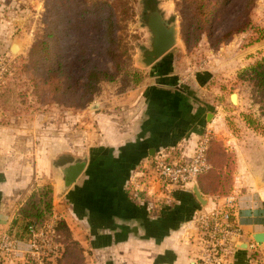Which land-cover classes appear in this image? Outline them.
Listing matches in <instances>:
<instances>
[{
    "label": "crops",
    "instance_id": "obj_1",
    "mask_svg": "<svg viewBox=\"0 0 264 264\" xmlns=\"http://www.w3.org/2000/svg\"><path fill=\"white\" fill-rule=\"evenodd\" d=\"M13 1L0 0L1 59L11 53L9 43L18 35L10 10ZM253 11L260 22L264 0H256ZM250 61L243 59L237 69ZM162 69L154 66V77L141 86L93 106L87 129L74 147L30 145L21 142L20 133L11 130L9 135L0 128V233L20 231L12 226L18 209L36 187L51 185L50 221L65 222L83 249L85 264H198L197 218L214 210L221 199L203 194L196 184L171 186L158 181L152 161L159 155L169 162L190 159L201 135L208 132L234 160L228 195L235 198L242 237L229 264H264V137L248 128L245 133L240 114L241 132L227 130L221 113L206 112L205 106L165 81L171 77L158 78L155 71ZM75 162H82L83 170L65 189L59 169ZM139 194L145 196L143 203L137 201ZM20 248L26 250L25 244ZM0 264L30 263L17 254Z\"/></svg>",
    "mask_w": 264,
    "mask_h": 264
},
{
    "label": "rangeland",
    "instance_id": "obj_2",
    "mask_svg": "<svg viewBox=\"0 0 264 264\" xmlns=\"http://www.w3.org/2000/svg\"><path fill=\"white\" fill-rule=\"evenodd\" d=\"M95 1L104 3L115 15L111 50L118 59L114 62L104 55L107 44L97 36L98 30L92 24L95 18L82 13L93 9ZM211 1L217 5L218 19L212 18L200 39L190 40L194 43L187 49L180 35L182 29L189 28L190 17L184 0H154L164 20L175 26L176 43L156 63L145 67L141 58L151 43L145 25L146 0H86L85 3L84 0H14L10 10L15 14L13 24L17 25L13 30L18 35L9 43L11 53L0 58V128L8 130L9 135L11 130L20 133L21 142L30 145L45 143L47 147L62 143L67 149L74 147L76 139H81L87 129V114L99 101L132 91H123L127 86L125 80L115 74V62L128 60L143 76L137 87L154 77V66L162 65L163 69L155 71V75L171 77L165 81L196 104L205 106L206 112L221 113L227 130L241 132L237 119L240 114L245 133L248 128L264 137V94L249 71L264 60V17L258 22L259 17L253 11L256 0L245 14L242 4L246 0H231L230 6L223 10L218 9L219 3L229 0ZM82 15L89 21L88 26L83 24ZM50 29L53 36L47 38ZM66 29L71 33L68 37L64 34ZM237 29L242 32L222 44L217 43ZM43 41L49 42L53 63H61L60 67L54 66L55 71L47 70V65L42 64L47 59V49L37 46ZM13 46L18 49L13 51ZM34 48H38L35 57L31 55ZM247 57L251 58L247 67L237 69ZM92 66L113 76L112 81L99 80L93 89L88 88L87 75ZM232 95L237 98L236 104L230 101ZM208 136L217 140L212 133ZM223 147L227 151V164L234 168L233 154L224 144ZM37 155L43 158V154ZM218 160L224 162L226 158ZM231 188L232 184L229 192Z\"/></svg>",
    "mask_w": 264,
    "mask_h": 264
},
{
    "label": "trees",
    "instance_id": "obj_3",
    "mask_svg": "<svg viewBox=\"0 0 264 264\" xmlns=\"http://www.w3.org/2000/svg\"><path fill=\"white\" fill-rule=\"evenodd\" d=\"M85 1L86 0H84V3ZM226 2L219 3L218 9L228 8L231 0L227 3ZM184 4L189 12V28L182 29L180 31V35L183 44L188 49L190 43L196 42L204 34L207 26L211 22V19H215L216 17L218 19L220 13H217L216 16L215 7L217 5L211 0H184ZM253 6V0L244 1L242 4L244 14L247 9L251 10ZM144 8L145 14L147 11L157 9L154 0H146ZM82 13L90 18H95L94 23L92 22V24L98 30L97 36L100 40L103 39L107 44L104 55L111 61H116L118 56L113 52V50H111L114 45L113 37L116 31L114 13H112L111 10L101 1H95V7L93 9L83 10ZM82 21L84 25L88 26L90 24L83 15ZM240 32H242L241 29L232 31L228 33L225 38L218 40L217 43L222 44L230 40L234 34ZM64 34L68 37L71 34L70 30H67ZM52 36L53 30L50 29V32L46 35V37L51 38ZM190 40L195 41L192 42ZM37 47L40 49L43 47V50L47 49V59H45L42 63L43 65H47V70L55 71L52 70L54 66H61L60 62L53 63L54 59L51 55H49L48 41L41 42V44ZM38 48L31 50L32 56L35 57L37 55ZM127 61L115 62L114 64L116 76L125 80L127 85V88L125 87L123 91L135 89L143 80L142 74L133 68L130 62ZM249 71L252 74V79L257 82L261 94H264V60L257 62V64L251 67ZM112 78L113 76L102 70H96L92 66L87 75L86 86L93 89L94 84H96L99 80L112 81ZM129 83H132L133 85L129 86ZM226 153L227 151L221 142L209 137L207 149L205 151V159L208 164V169L199 174L196 178V185L203 194L219 198L225 197L229 194V187L232 184V173L234 168L227 164L228 157ZM219 158H226V160L224 162H220L218 160ZM52 195L53 189L51 185H41L36 187L30 193L24 204L18 209L15 219L12 222V226L18 227L21 232H24L30 225H32L36 230L44 226L53 216ZM53 229L56 236H58L56 242L59 246L55 252L50 254L46 264H84L85 260L83 256V249L72 239L71 233L65 222L62 219L54 221Z\"/></svg>",
    "mask_w": 264,
    "mask_h": 264
},
{
    "label": "built area",
    "instance_id": "obj_4",
    "mask_svg": "<svg viewBox=\"0 0 264 264\" xmlns=\"http://www.w3.org/2000/svg\"><path fill=\"white\" fill-rule=\"evenodd\" d=\"M208 134L204 132L201 135L192 157L188 160L169 162L163 155L155 157L152 161L155 178L171 186L196 184L197 176L208 169L205 159ZM215 199H221L220 205L211 212L200 215L196 221L195 246L198 264H229L232 252L242 237L236 221L235 198L227 195ZM137 201L143 203L144 194H139ZM53 225L50 221L38 230L30 225L24 232L13 229L0 233V262L3 258L13 259L17 254H23L30 264H46L50 254L59 246ZM22 243L26 250H21ZM249 247L253 251L256 249L254 244Z\"/></svg>",
    "mask_w": 264,
    "mask_h": 264
},
{
    "label": "water",
    "instance_id": "obj_5",
    "mask_svg": "<svg viewBox=\"0 0 264 264\" xmlns=\"http://www.w3.org/2000/svg\"><path fill=\"white\" fill-rule=\"evenodd\" d=\"M145 25L151 34V43L149 50L142 54L141 62L145 67L151 66L161 59L176 43V28L164 20L158 9L148 11L146 13ZM16 47V46H14ZM14 51V50H13ZM232 104L237 103L235 95L230 97ZM84 164L82 162L70 163L59 169L63 176V187L67 189L75 182L81 174ZM194 194L197 200L201 201L200 194L194 187Z\"/></svg>",
    "mask_w": 264,
    "mask_h": 264
},
{
    "label": "bare ground",
    "instance_id": "obj_6",
    "mask_svg": "<svg viewBox=\"0 0 264 264\" xmlns=\"http://www.w3.org/2000/svg\"><path fill=\"white\" fill-rule=\"evenodd\" d=\"M12 49H13L14 51H16L18 48L13 46V48H12Z\"/></svg>",
    "mask_w": 264,
    "mask_h": 264
},
{
    "label": "flooded vegetation",
    "instance_id": "obj_7",
    "mask_svg": "<svg viewBox=\"0 0 264 264\" xmlns=\"http://www.w3.org/2000/svg\"><path fill=\"white\" fill-rule=\"evenodd\" d=\"M147 12H148V11H147ZM147 12H146V13H147ZM145 17H146V14H145Z\"/></svg>",
    "mask_w": 264,
    "mask_h": 264
}]
</instances>
